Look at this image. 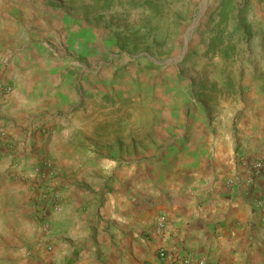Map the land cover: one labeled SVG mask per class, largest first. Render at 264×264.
I'll use <instances>...</instances> for the list:
<instances>
[{
	"label": "crops",
	"instance_id": "0c3cea01",
	"mask_svg": "<svg viewBox=\"0 0 264 264\" xmlns=\"http://www.w3.org/2000/svg\"><path fill=\"white\" fill-rule=\"evenodd\" d=\"M68 1L0 0V82L12 87L0 90V231L30 223L29 215L38 234L36 197L45 187L60 197L47 221L53 251L48 263L40 253L32 264H184L189 256L264 264V170L254 169L264 163V91H203L214 97L211 114L196 105L187 121L184 107L168 110L156 144L176 146L159 160L93 151L103 140L92 130L105 123L102 100L48 90L55 77L46 74L48 49L58 33L72 32ZM128 111L129 119L114 122L127 124L135 148L137 105ZM115 135L124 142L125 133ZM4 234L1 245H12Z\"/></svg>",
	"mask_w": 264,
	"mask_h": 264
},
{
	"label": "rangeland",
	"instance_id": "374dc122",
	"mask_svg": "<svg viewBox=\"0 0 264 264\" xmlns=\"http://www.w3.org/2000/svg\"><path fill=\"white\" fill-rule=\"evenodd\" d=\"M68 2L76 12L72 32L69 38L58 33L57 44L48 49L54 56L46 74H55L48 90L78 91V101L85 96L102 100L105 111L98 115L105 123L92 130L103 140L90 138L93 151L159 160L162 151L176 146L156 140L164 117L178 107H184L182 120L187 121L192 116L187 109L196 105L211 114L208 106L214 97L203 91H221V97L224 91H264V0ZM217 35L223 43L213 52L209 48ZM226 47L231 48L229 56L222 54ZM134 104L140 133L135 148L127 143V124H119L131 117L128 110ZM118 132L126 134L124 142L114 141ZM81 133L79 129L78 138ZM27 218L30 223L9 225L17 231H0V264H32L40 253L49 262L52 251L36 242L37 235L42 241L43 232L37 234ZM4 233L12 245H1Z\"/></svg>",
	"mask_w": 264,
	"mask_h": 264
},
{
	"label": "built area",
	"instance_id": "2783aa9c",
	"mask_svg": "<svg viewBox=\"0 0 264 264\" xmlns=\"http://www.w3.org/2000/svg\"><path fill=\"white\" fill-rule=\"evenodd\" d=\"M0 90L6 94H9L12 91V87L8 85H4L0 82ZM52 164L50 161H45L44 167L51 168ZM254 169L256 173L261 175L264 170V163L262 161H257L254 164ZM36 219L38 224L41 227V231L44 233L42 241H40L39 247L44 245V248L48 250V252L53 251V248L47 244L48 239V216L52 212H56L60 209V197L51 190H48L45 187H42L37 194L36 197ZM158 231L163 232L165 231L166 227V217L161 216L157 223ZM159 257L161 260H166L168 258L167 252L165 250H160ZM184 264H213L209 262L206 258H198V257H185L183 259Z\"/></svg>",
	"mask_w": 264,
	"mask_h": 264
},
{
	"label": "trees",
	"instance_id": "16d2710c",
	"mask_svg": "<svg viewBox=\"0 0 264 264\" xmlns=\"http://www.w3.org/2000/svg\"><path fill=\"white\" fill-rule=\"evenodd\" d=\"M224 18H226L227 16L225 14L222 15ZM223 41H221V37L219 35L215 36L212 40V44L209 48L210 51L216 52L218 50V48H220V46L222 45ZM222 54L224 56H229L231 48L226 47L225 49H222Z\"/></svg>",
	"mask_w": 264,
	"mask_h": 264
}]
</instances>
